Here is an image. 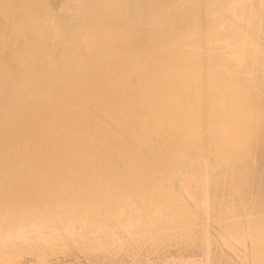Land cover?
<instances>
[{
    "label": "bare ground",
    "instance_id": "bare-ground-1",
    "mask_svg": "<svg viewBox=\"0 0 264 264\" xmlns=\"http://www.w3.org/2000/svg\"><path fill=\"white\" fill-rule=\"evenodd\" d=\"M0 49V264H264V0H0Z\"/></svg>",
    "mask_w": 264,
    "mask_h": 264
},
{
    "label": "rangeland",
    "instance_id": "rangeland-1",
    "mask_svg": "<svg viewBox=\"0 0 264 264\" xmlns=\"http://www.w3.org/2000/svg\"><path fill=\"white\" fill-rule=\"evenodd\" d=\"M66 6H68V8H70L71 4H70V5L66 4ZM66 6H65V8H67ZM68 8H67V9H68ZM53 20H54L53 23L55 24V26H58V25H59V26H62V23H61L59 17H57V18H55V19H53ZM2 22H3V21H2ZM59 23H60V24H59ZM66 28H69V26H67ZM5 35L8 36V34L4 33L3 36H4L5 38L7 37V36H5ZM0 50H1V49H0ZM1 51H2V50H1Z\"/></svg>",
    "mask_w": 264,
    "mask_h": 264
}]
</instances>
